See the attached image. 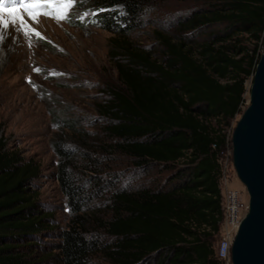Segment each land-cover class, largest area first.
Instances as JSON below:
<instances>
[{
    "label": "trees",
    "instance_id": "16d2710c",
    "mask_svg": "<svg viewBox=\"0 0 264 264\" xmlns=\"http://www.w3.org/2000/svg\"><path fill=\"white\" fill-rule=\"evenodd\" d=\"M150 1L77 4L113 35L116 78L84 122L48 111L62 227L31 189L38 165L8 147L0 124V264H223L214 242L224 126L241 113L263 52L264 0H184V17L153 31L154 52L127 37ZM43 238L56 243L33 258Z\"/></svg>",
    "mask_w": 264,
    "mask_h": 264
},
{
    "label": "rangeland",
    "instance_id": "374dc122",
    "mask_svg": "<svg viewBox=\"0 0 264 264\" xmlns=\"http://www.w3.org/2000/svg\"><path fill=\"white\" fill-rule=\"evenodd\" d=\"M80 0H73L67 19L40 16L37 21L23 15L25 25L17 20L8 29L0 27V124L9 148L19 151L27 160L39 167V176L32 182L36 201L44 211L50 212L56 227H62L68 218L66 200L55 179L57 159L51 148L55 132L48 113L69 109L73 118L83 121L88 115L91 98L99 95V87L107 80H115L116 72L108 59L113 35L96 22L90 7L77 8ZM148 10L141 16L138 28L128 33L129 41L144 48L157 50L154 30H168L186 14L184 0H151ZM151 9L153 12H151ZM112 10L124 15L121 6ZM27 32V34H25ZM35 33H39L36 35ZM36 69H40L39 72ZM251 78L246 82L248 106ZM92 112V111H91ZM240 113V114H241ZM240 114L224 131L231 133ZM82 122V123H83ZM222 164L232 162L231 144L221 154ZM180 164V163H179ZM181 165V164H180ZM230 188L242 189L234 178ZM220 236L214 242L217 247ZM42 252H50L56 240H39ZM42 264H56L52 257ZM103 264V263H99Z\"/></svg>",
    "mask_w": 264,
    "mask_h": 264
},
{
    "label": "water",
    "instance_id": "95a60500",
    "mask_svg": "<svg viewBox=\"0 0 264 264\" xmlns=\"http://www.w3.org/2000/svg\"><path fill=\"white\" fill-rule=\"evenodd\" d=\"M232 166L248 195L247 213L230 248L231 264H264V43L248 106L231 133Z\"/></svg>",
    "mask_w": 264,
    "mask_h": 264
},
{
    "label": "built area",
    "instance_id": "2783aa9c",
    "mask_svg": "<svg viewBox=\"0 0 264 264\" xmlns=\"http://www.w3.org/2000/svg\"><path fill=\"white\" fill-rule=\"evenodd\" d=\"M219 164L221 168L219 188L221 191L222 220L219 231L220 240L216 247V257L223 264H231L230 248L238 226L247 213L248 195L244 187L242 189H234L229 186L234 178L237 179L232 162L226 165L222 164L219 159Z\"/></svg>",
    "mask_w": 264,
    "mask_h": 264
},
{
    "label": "snow or ice",
    "instance_id": "6c2138e0",
    "mask_svg": "<svg viewBox=\"0 0 264 264\" xmlns=\"http://www.w3.org/2000/svg\"><path fill=\"white\" fill-rule=\"evenodd\" d=\"M72 3L73 0H0V27L8 29L10 24L15 25L17 20L24 26V16L18 15L21 11L33 21H37L40 16L64 21ZM36 71L39 72L40 69Z\"/></svg>",
    "mask_w": 264,
    "mask_h": 264
}]
</instances>
